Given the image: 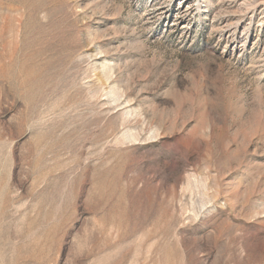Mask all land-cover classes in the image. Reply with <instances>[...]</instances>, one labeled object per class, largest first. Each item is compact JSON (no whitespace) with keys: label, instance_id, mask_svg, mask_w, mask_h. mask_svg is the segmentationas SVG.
<instances>
[{"label":"rangeland","instance_id":"obj_1","mask_svg":"<svg viewBox=\"0 0 264 264\" xmlns=\"http://www.w3.org/2000/svg\"><path fill=\"white\" fill-rule=\"evenodd\" d=\"M0 264H264V0H0Z\"/></svg>","mask_w":264,"mask_h":264}]
</instances>
